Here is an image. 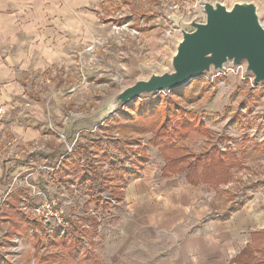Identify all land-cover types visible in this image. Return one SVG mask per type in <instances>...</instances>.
<instances>
[{
    "label": "rangeland",
    "instance_id": "rangeland-1",
    "mask_svg": "<svg viewBox=\"0 0 264 264\" xmlns=\"http://www.w3.org/2000/svg\"><path fill=\"white\" fill-rule=\"evenodd\" d=\"M205 1L228 9L254 3L264 25V0H104L103 9H82L90 16L88 42L75 24L69 31L74 40L59 54L63 59L33 74L28 93L14 99L24 112L0 113V124L7 118L40 131L35 145L23 146L9 133L0 137V160L10 169L0 177V264H236L248 244L257 246L251 234L264 231V93L237 76L220 77L212 86L198 78L104 116L124 88L173 71L180 29L192 31L193 20L205 21ZM161 25L169 55L149 62V33ZM32 105L41 107L40 122ZM164 134L173 137L174 149L159 148ZM112 140L122 141L123 153L113 150ZM113 154L119 168L110 176L116 179L102 191L99 178L112 168ZM152 165L159 169L153 191L167 183L172 194L179 187V198L194 199L176 228L169 226L181 213L159 218L152 231L140 230L152 223L149 215L132 221L121 204L125 184ZM149 169L150 177L155 170ZM100 197L116 200L105 206ZM243 216L250 227L241 230ZM211 222L220 226L213 242L205 235V254L185 252L183 236L198 234L199 226L205 233ZM263 259L257 253L249 261Z\"/></svg>",
    "mask_w": 264,
    "mask_h": 264
},
{
    "label": "crops",
    "instance_id": "crops-1",
    "mask_svg": "<svg viewBox=\"0 0 264 264\" xmlns=\"http://www.w3.org/2000/svg\"><path fill=\"white\" fill-rule=\"evenodd\" d=\"M103 1L0 0V113H4L5 115L11 109L24 112L22 101L15 102L14 99L28 93L27 81L33 74L42 73L48 70L50 66H53L58 60L63 59V57L59 58V54L63 50L65 51L64 46L70 45L74 40L72 32L69 31L75 28V24L80 23L82 30L81 39H85L88 42L90 16L86 12H83L82 9H103ZM77 11H81V13ZM158 28L156 31L154 30L149 33V62L164 61L169 55V38L165 36L164 29L166 27L161 25ZM83 29H86V32ZM65 54L67 53L64 52L63 56ZM32 108L35 111V119L37 118V122H40L42 120L40 119L41 107L35 105ZM10 122L5 118L3 123L0 124V137L5 138L6 133H9L15 137V142L21 141L23 146L25 143H37L40 138L39 130L27 128L18 122ZM65 124L68 125V123ZM68 157L69 155L67 158L65 157V161L58 164V166L60 165L59 169L64 166ZM150 167H154L155 171H152L149 177ZM157 169V166L154 165L145 167L140 175L134 181L125 184L126 187L123 189L124 199L121 204L124 203L129 208V219L133 221L141 219L143 215H149V220H152V223L142 224L139 227L140 230L148 228L149 231H152L154 229L153 222L158 221L159 218L162 219L170 213L174 215L181 213L184 220L181 219V221L179 218H175L169 226L172 229L176 228L179 222L185 221L187 215L185 209L194 200L193 198L189 200L183 194L179 198L178 193L181 190L179 187L176 190L174 189L175 192L172 194V191L168 189L167 183H161L160 187L156 191H153L151 187L155 182V174L159 170ZM9 170L7 165L4 166L0 160V177L2 178V175ZM8 198L9 196H7L5 201ZM169 205H173L172 210L168 208ZM155 206H162L166 209L161 207L162 209L160 210ZM243 212L246 213V211ZM154 215H157L155 219L153 218ZM158 222L161 223V221ZM199 223L201 225V218L197 224ZM234 225L230 226L232 233L237 228ZM218 226L220 224L211 222L206 227L205 233L201 231V227L199 226L198 234L184 235L183 240H188V250H185V252H192L193 255L201 258L206 252V250H203V244L206 246L207 243L205 235L209 236L210 242H213V237L218 236ZM241 226V230L244 227H250L248 219L244 218V216L241 219ZM193 227L190 226V229L187 230L191 231ZM157 228H165L164 223ZM258 233L264 236V231L252 233V244L254 243L253 236ZM255 241L257 246L260 245L258 247L259 252L264 247L262 237H259ZM250 246L251 243L243 250ZM257 246L254 247L256 250Z\"/></svg>",
    "mask_w": 264,
    "mask_h": 264
},
{
    "label": "water",
    "instance_id": "water-1",
    "mask_svg": "<svg viewBox=\"0 0 264 264\" xmlns=\"http://www.w3.org/2000/svg\"><path fill=\"white\" fill-rule=\"evenodd\" d=\"M205 21L193 20L192 31L180 29L181 41L172 58V72L152 74L124 88L104 109L108 118L144 97L186 87L192 80L225 66L246 63L254 83H264V25L254 3H236L228 9L220 2H203ZM176 28L181 19L175 17Z\"/></svg>",
    "mask_w": 264,
    "mask_h": 264
},
{
    "label": "trees",
    "instance_id": "trees-1",
    "mask_svg": "<svg viewBox=\"0 0 264 264\" xmlns=\"http://www.w3.org/2000/svg\"><path fill=\"white\" fill-rule=\"evenodd\" d=\"M171 118V117H170ZM172 122V120L171 119H168L167 121H166V123H165V125L164 126H168L170 123ZM116 129H118L119 131H121V129L122 128H120V127H116ZM161 130H163V129H161ZM178 130V129H177ZM167 131V130H166ZM187 136V134L184 136V138ZM173 137L172 136H167V134H164V135H162V136H160V137H158V140H159V142H157L158 143V146H159V148L160 149H162L163 151H166V150H169L170 148L171 149H174L173 147H175L174 146V143H173V139H172ZM113 141V143H111L113 146H114V148H113V150L114 151H117V152H122L123 151V149L122 148H120L119 146H118V144L119 145H121L122 144V141L121 140H112ZM99 143H102V142H99ZM111 146V145H110ZM76 151L77 150H75L74 152H73V154H75L76 153ZM123 153V152H122ZM219 153V152H218ZM79 154H80V152H79ZM115 154V153H114ZM113 154V155H114ZM72 156V155H71ZM115 159V155L114 156H112L111 157V166H112V168H109V170L105 173V175H104V177H101L100 176V178H99V180H101L102 182V185L101 186H103V188H102V191L104 190V188H105V186L107 185V184H113L114 182H115V179L112 177V176H110V175H114V172H117V171H113L115 168H119V167H115V165H116V162H113V160ZM168 160H169V158H167ZM68 161V160H67ZM66 161V162H67ZM171 161L172 160H170V164H171ZM221 164H224L223 162H220ZM115 167V168H114ZM167 167V166H166ZM223 167V166H222ZM118 170H120V173L122 172L121 170H123V169H118ZM216 172V171H215ZM214 172V173H215ZM123 173L125 174L126 173V170L125 171H123ZM123 174V175H124ZM96 176V175H95ZM87 178V177H86ZM91 183H92V186H93V183H94V181H93V179L91 180ZM125 184V183H124ZM124 188V185H119V190H122ZM92 194H93V192H92ZM93 196V195H92ZM111 199H113L112 197H110ZM98 200H102L103 201V203H105V206H110L111 205V203H110V201H108V200H103L102 199V197H100ZM116 200V199H115ZM114 200V201H115ZM119 200L121 201L122 200V198H119ZM8 219V218H7ZM27 235H28V232H27ZM259 237H262V240L264 239V236H263V234H261V233H258V234H255L254 236H253V238H254V240H256V239H258ZM257 253L258 254H262V255H264V247L262 248V250L261 251H257L255 248H253V247H248L247 249H245V250H243L242 251V253H241V255L237 258V260L236 261H241L240 263H236V264H264V259L263 260H258V261H255L254 263H252L251 261H249V258H251L252 256H255V255H257Z\"/></svg>",
    "mask_w": 264,
    "mask_h": 264
},
{
    "label": "built area",
    "instance_id": "built-area-1",
    "mask_svg": "<svg viewBox=\"0 0 264 264\" xmlns=\"http://www.w3.org/2000/svg\"><path fill=\"white\" fill-rule=\"evenodd\" d=\"M237 76L243 81H246L250 88L254 91L262 92L264 93V83H254V77L252 74L247 72L246 63L243 62L241 64H238L236 66L232 64H228L225 66V69L223 71H212L210 74L206 73L203 76H201L199 79H203L208 82V84H216V81L220 77L225 76ZM110 202H114L113 199H108Z\"/></svg>",
    "mask_w": 264,
    "mask_h": 264
}]
</instances>
